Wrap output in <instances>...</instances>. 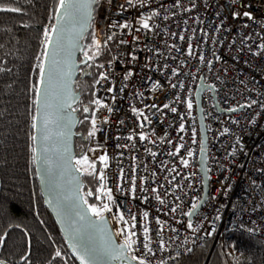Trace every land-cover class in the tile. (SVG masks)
I'll use <instances>...</instances> for the list:
<instances>
[{
	"label": "built area",
	"instance_id": "2783aa9c",
	"mask_svg": "<svg viewBox=\"0 0 264 264\" xmlns=\"http://www.w3.org/2000/svg\"><path fill=\"white\" fill-rule=\"evenodd\" d=\"M133 4L99 0L95 10L96 41L111 52L94 85L95 134L87 153L104 176L97 180L98 208L109 205L111 211L103 215L118 239L136 241L128 255L147 264H176L226 230L244 233L264 249V51L258 47L264 44V0ZM149 16L151 30L141 23ZM124 23L129 27L123 28ZM101 74L108 79L100 80ZM202 80L213 88L200 100L209 194L191 220L186 213L200 203L205 184L198 100ZM252 101L251 107H241ZM101 156H107V164ZM108 189L112 201L104 194ZM120 213L129 221L134 216L135 228L119 221Z\"/></svg>",
	"mask_w": 264,
	"mask_h": 264
},
{
	"label": "trees",
	"instance_id": "16d2710c",
	"mask_svg": "<svg viewBox=\"0 0 264 264\" xmlns=\"http://www.w3.org/2000/svg\"><path fill=\"white\" fill-rule=\"evenodd\" d=\"M0 6L17 7L18 13L0 12V261L4 264H78L44 204L36 170L35 120L40 86L59 0H0ZM95 32L84 40L88 65L80 68L76 107L80 123L75 141L76 160L82 162L84 193L89 206H100L97 180L100 164L87 160L93 114L92 96L100 67L110 50L97 53ZM82 71V74H81ZM89 111L85 112L84 109ZM88 164H94L89 168ZM239 254L235 261L229 253ZM260 241L244 233L226 230L217 240L183 255L176 264H264ZM59 251L60 255L56 253Z\"/></svg>",
	"mask_w": 264,
	"mask_h": 264
},
{
	"label": "water",
	"instance_id": "95a60500",
	"mask_svg": "<svg viewBox=\"0 0 264 264\" xmlns=\"http://www.w3.org/2000/svg\"><path fill=\"white\" fill-rule=\"evenodd\" d=\"M98 3L92 5L91 17H87L86 9L76 12L74 16L65 17L59 8L56 20L51 32V45H47L44 63V84L39 86L37 97V115L35 120V160L37 176L43 195L44 204L52 215L73 257L81 264L79 255L84 246L99 248L110 241L109 247L117 250L115 256L96 254L94 257H86L89 264H138L125 253H120L119 248L125 243L118 241L111 224L104 216L106 223L101 224L100 218L92 215L90 206L84 203L83 171L76 165L75 141L80 123L76 107L81 95L76 92L75 86L80 75V68L88 65L89 60L84 58V40L91 31L95 10ZM86 23L82 35L80 30ZM52 79L49 81V72ZM70 72V75L68 74ZM65 85L67 86L65 88ZM208 89L202 80L198 91L200 106V119L203 134V151L201 156V172L204 176V195L193 212L191 220L206 203L209 194V180L207 169V130L201 109V97ZM73 99L66 104L68 95ZM74 110V111H73ZM50 123L45 127V116ZM69 156L71 162H68ZM92 196V195H91ZM87 213L88 219L94 227L86 221H81L79 216ZM128 258H125V257Z\"/></svg>",
	"mask_w": 264,
	"mask_h": 264
},
{
	"label": "snow or ice",
	"instance_id": "6c2138e0",
	"mask_svg": "<svg viewBox=\"0 0 264 264\" xmlns=\"http://www.w3.org/2000/svg\"><path fill=\"white\" fill-rule=\"evenodd\" d=\"M111 2V0H109V3ZM141 4L143 3V0H140ZM96 3H99V0H59V8L63 11V15L65 17H71V16H74L76 12H79L80 10H83V9H86L87 12H86V15L87 17H91V12H92V5L93 4H96ZM128 4L129 5H132V6H135L133 4V0H128ZM123 7V6H121ZM21 10L17 7H3V6H0V12H12V13H18L20 12ZM152 15H159V13H153ZM235 16L239 17L240 13H234ZM244 16H247L249 19H252L253 17L248 13V12H245L243 13ZM151 19V16H149L148 18H146L145 20H143L141 23H142V27L144 29H148V30H151L150 29V26H149V23H148V20ZM86 23L82 25L81 27V30H80V34L82 35L83 33V30H84V27H86ZM123 28H128L129 27V24L128 23H124L122 25ZM51 32L53 34L56 33V29H51ZM112 39L111 35H109V40ZM181 39H183V37H181ZM124 42V41H122ZM44 43L47 44V45H51L52 41L48 38V31L45 32V40H44ZM126 43V42H125ZM94 47L96 48L97 50V53H99L100 51L103 50V46L100 44L99 41H96L95 44H94ZM259 49L261 51H264V44H260L259 46ZM189 55H191V49H189ZM255 55H260V52H256L254 53ZM134 58V57H133ZM45 61L47 60V56H45ZM88 59H94V57H88L86 55V61ZM201 61L203 60V57L200 58ZM98 67H103V65H98ZM0 71H2V69H0ZM70 75V72L68 73ZM130 75V74H129ZM44 79H45V73H44V70L41 66V72H40V83L41 85L44 84ZM52 79V72L50 71L49 72V81H51ZM108 79V77L104 74H101L100 76V80H106ZM97 83H99V81H97ZM67 86L65 85V88ZM156 88H159L160 85L159 83L157 82L156 85H155ZM173 87H175V85H173ZM73 99V97H71V95L69 94L68 95V98L67 100H65V103L66 104H70V101ZM96 104H100V101H95ZM256 101H252L251 104H248V105H242L241 107H251L253 104H255ZM103 107H107V105H103ZM165 107H168V105H165ZM188 108L191 109L192 108V103L191 101L188 102ZM173 112L176 111V109H171ZM239 109H231V111H238ZM74 111V110H73ZM85 112H88L89 109L88 108H85L84 109ZM108 111L111 112V108H108ZM135 111V110H134ZM235 122V121H234ZM255 121H253L254 123ZM48 123H50V120L48 118V116L46 115L45 116V127H47ZM93 123V126H94V130L92 132L89 133V136H93L95 134V120L92 121ZM35 127V125H33ZM181 131H183V128H181ZM225 132H227V129L224 130ZM142 140L143 139H146L147 137L141 135L140 137ZM36 137H33V140H35ZM129 139H131V137H129ZM35 151V150H34ZM153 155H156L155 153H152ZM101 161H103L105 164H107V156H101L100 157ZM83 160L85 161V163H87V157H83ZM68 162L70 163L71 162V157L69 156L68 158ZM185 166H187V160H182L181 161ZM77 163H79V161H77ZM88 167L89 168H94L95 165L94 164H88ZM99 179L100 180H104V176L103 174L101 173L100 176H99ZM133 193L135 192V189L133 188L131 190ZM152 192H157L158 193V190L153 188L151 189ZM104 194L107 196L108 200L109 201H112V196H111V189H108L106 192H104ZM88 195H92L91 192L88 193ZM156 199L159 200V202L161 204L164 203L163 199H161V197L157 194L156 196ZM84 203H87V201L85 200ZM198 207V205H193L192 208H193V211H190V212H187L186 215L188 217H192L193 216V212L195 211V209ZM90 211L92 213V215L94 216H97L100 218V222L101 224L103 223H106V220L104 219V211H111V208L109 207L108 204H103L102 205V208H98V207H92L90 206ZM171 211L175 212L176 209L173 208L171 209ZM143 216L145 218L148 217V213L147 212H144L143 213ZM79 219L81 221H86L89 225H93L94 227H99L98 225H94L93 222L91 220L88 219V216H87V213L85 212L84 214L80 215L79 216ZM135 217L133 216L132 217V221H135ZM119 221L123 222L124 224H129V223H132V221H129L127 219L124 218L123 216V213H120L119 215ZM159 222V221H158ZM135 223H132V227L135 228ZM188 228L192 229L193 232H196L197 229L196 228H193V225L191 222L188 223ZM145 233H147V229L144 230ZM127 235H134L133 233H128ZM2 239H0V243H2ZM136 243V241L134 240H129V239H125V244L123 246H120L119 248V252L120 253H125V252H133L134 251V248H133V245ZM109 244H110V241L106 242L104 245H102L101 247L99 248H89L87 246H84L81 251L83 252L82 255H79V259L81 261V264H89V259H86V257H94L96 254H102V255H105V256H115L116 258H119L118 255H117V250L115 249H112L109 247ZM163 243L161 242V248H163ZM143 247L145 249H147V251L149 253H153V250L151 249V247H149V245L147 243H145L143 245ZM57 256L60 255L59 251H57L56 253ZM125 258H128L127 256ZM131 260L133 261H138V264H147V262L143 259H138L135 255H131L130 257ZM0 264H4L3 261H0Z\"/></svg>",
	"mask_w": 264,
	"mask_h": 264
},
{
	"label": "rangeland",
	"instance_id": "374dc122",
	"mask_svg": "<svg viewBox=\"0 0 264 264\" xmlns=\"http://www.w3.org/2000/svg\"><path fill=\"white\" fill-rule=\"evenodd\" d=\"M91 132H92V129H91ZM86 157H87V156H86ZM87 160H89V159L87 158ZM90 161H91V160H90ZM76 165H77L78 168H80L81 165H82V162L79 161V163H77V161H76ZM80 169H81V168H80ZM228 250H229V253L232 255L233 259H234L235 261H237V260H238V257H239L238 254H237L236 252H233L231 247H229ZM207 264H208V262H207Z\"/></svg>",
	"mask_w": 264,
	"mask_h": 264
},
{
	"label": "bare ground",
	"instance_id": "6f19581e",
	"mask_svg": "<svg viewBox=\"0 0 264 264\" xmlns=\"http://www.w3.org/2000/svg\"><path fill=\"white\" fill-rule=\"evenodd\" d=\"M112 227V226H111ZM113 229V228H112ZM114 231V230H113ZM115 233V232H114ZM116 235V234H115ZM116 237H117V235H116ZM117 239H118V237H117ZM119 240V239H118Z\"/></svg>",
	"mask_w": 264,
	"mask_h": 264
},
{
	"label": "flooded vegetation",
	"instance_id": "af4514ba",
	"mask_svg": "<svg viewBox=\"0 0 264 264\" xmlns=\"http://www.w3.org/2000/svg\"><path fill=\"white\" fill-rule=\"evenodd\" d=\"M81 74H82V71H81ZM79 77H80V75H79Z\"/></svg>",
	"mask_w": 264,
	"mask_h": 264
}]
</instances>
